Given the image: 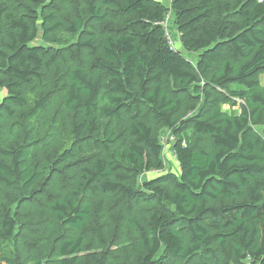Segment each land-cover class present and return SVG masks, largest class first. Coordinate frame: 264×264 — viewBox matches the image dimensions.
I'll use <instances>...</instances> for the list:
<instances>
[{
	"label": "trees",
	"instance_id": "1",
	"mask_svg": "<svg viewBox=\"0 0 264 264\" xmlns=\"http://www.w3.org/2000/svg\"><path fill=\"white\" fill-rule=\"evenodd\" d=\"M262 76L264 0H0V264H264Z\"/></svg>",
	"mask_w": 264,
	"mask_h": 264
},
{
	"label": "rangeland",
	"instance_id": "2",
	"mask_svg": "<svg viewBox=\"0 0 264 264\" xmlns=\"http://www.w3.org/2000/svg\"><path fill=\"white\" fill-rule=\"evenodd\" d=\"M168 29H169L170 36H171V38H172V40L174 42V50H176V51H182L183 52L182 46H181V43H180V36H179V34H178L175 26L173 25V18L172 17H171V20H170ZM193 56L194 55H186L187 58L193 57ZM261 82H262V84H264V76H262ZM228 107H229L228 105L223 106V109L226 110V111H229ZM166 155L168 156V158L171 161L173 160L172 164L169 165V166H167V170L171 169L173 171H177L178 170V163L176 162V160L173 157V155L171 153L165 154V156Z\"/></svg>",
	"mask_w": 264,
	"mask_h": 264
},
{
	"label": "built area",
	"instance_id": "3",
	"mask_svg": "<svg viewBox=\"0 0 264 264\" xmlns=\"http://www.w3.org/2000/svg\"><path fill=\"white\" fill-rule=\"evenodd\" d=\"M170 20H171V14L167 13L165 16V19L163 20V22L160 23V25L164 27L168 45L174 49V42L170 36L169 29H168ZM167 137H169L174 142L176 141V138L172 136L170 133L167 134ZM162 142L164 143V147L166 146L170 149L171 145L169 144L168 138H166V136L162 138Z\"/></svg>",
	"mask_w": 264,
	"mask_h": 264
}]
</instances>
